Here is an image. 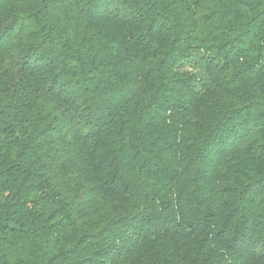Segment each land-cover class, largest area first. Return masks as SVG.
<instances>
[{"label":"clouds","instance_id":"clouds-1","mask_svg":"<svg viewBox=\"0 0 264 264\" xmlns=\"http://www.w3.org/2000/svg\"><path fill=\"white\" fill-rule=\"evenodd\" d=\"M0 264H264V0H0Z\"/></svg>","mask_w":264,"mask_h":264}]
</instances>
